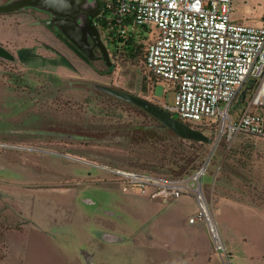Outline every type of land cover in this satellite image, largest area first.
Segmentation results:
<instances>
[{
    "label": "rangeland",
    "instance_id": "obj_1",
    "mask_svg": "<svg viewBox=\"0 0 264 264\" xmlns=\"http://www.w3.org/2000/svg\"><path fill=\"white\" fill-rule=\"evenodd\" d=\"M6 1L0 0V4ZM233 7L238 21L259 24L264 0H233ZM37 15L41 19L44 16ZM36 20L29 9L0 13V43L15 55L14 60L0 57V181L8 179L10 208L18 211L14 216L29 213L33 206L26 199L36 194L74 187L104 209L122 214L123 221L100 213L111 228L119 230L127 225L128 233H138L137 244L113 251L109 264H152L153 259H171L173 255L195 259L189 251L191 226L185 223L186 216L174 221L176 231L163 229L157 219H152L175 207L169 204L172 198L160 205L157 198L161 197L156 196L154 187L148 186L144 193L131 191L136 199L135 203H128L126 211L121 212L105 200L109 190L103 181L114 183L123 191L132 189H124L104 166L175 177L173 163L199 165L210 148L206 143H193L170 130L157 128V121L141 109L87 86L89 82H99L130 91L159 106H173L175 91L164 80L148 78L142 63L145 46L153 38L155 28L139 31L149 40L135 36L141 46L133 58L111 53L113 45L105 43L101 32L112 62L109 66L102 58L86 62L76 57L45 27L32 24ZM179 154L186 157L180 159ZM73 165L85 168L75 175L76 181H62L66 178L63 169L70 170ZM35 182L48 190L36 193L32 184ZM202 189L223 245L218 250L208 230L210 259H218L219 264H234L233 259H264V139L239 136L230 145L222 142L202 178ZM142 195L154 200L146 203L140 200L144 199ZM18 220L19 217L15 223ZM23 224L26 229L33 227L28 221ZM94 224L91 221L90 227L95 228ZM0 242L3 246L1 238ZM219 259L225 261L221 263ZM63 260V264L72 261ZM82 260L87 264L86 258ZM254 264L264 261L255 260Z\"/></svg>",
    "mask_w": 264,
    "mask_h": 264
},
{
    "label": "built area",
    "instance_id": "obj_2",
    "mask_svg": "<svg viewBox=\"0 0 264 264\" xmlns=\"http://www.w3.org/2000/svg\"><path fill=\"white\" fill-rule=\"evenodd\" d=\"M99 1L102 10L113 8L126 21L118 30L123 36L149 40L139 31L155 28L142 63L148 78L164 80L175 91L174 105L161 107L212 138L204 160L180 176L104 168L124 189L144 193L151 186L164 202L194 195L197 208L188 221H204L221 250L205 211L202 178L222 142L264 139V13L259 24H251L234 18L233 0Z\"/></svg>",
    "mask_w": 264,
    "mask_h": 264
},
{
    "label": "crops",
    "instance_id": "obj_3",
    "mask_svg": "<svg viewBox=\"0 0 264 264\" xmlns=\"http://www.w3.org/2000/svg\"><path fill=\"white\" fill-rule=\"evenodd\" d=\"M84 168L81 165H73L70 170L65 167L62 173L66 178L62 181L67 183L76 181L78 178L75 175H78L79 171ZM87 174L91 175V171ZM7 182V178L0 181V238L4 244L1 246L0 242V264H20L19 259H49L53 261L52 264H63V259H71L74 264H85L82 260L85 258L92 259L95 264H109L108 259L111 261L113 251H122L125 249L122 246H130L138 242V233H128L129 226H121L119 230L111 228L110 222L101 217L102 211L98 208L87 207L89 204L83 202L85 197L81 195V192L75 191L74 187H63L56 192L43 191L26 199L29 205L33 206L32 210L29 213H22L19 210L21 213H16L19 220L15 223L18 217L14 216V212L18 211L10 208L11 194ZM103 182L106 183L105 188L109 190V195L105 200L112 202L120 211L128 210L126 209L128 203H135L136 196L131 193L133 189L123 191L114 183ZM32 184H35L33 188L36 189V193L42 189L48 190L40 186V183ZM142 196L144 199L140 200L146 203L154 200L147 195ZM233 201L239 203V201ZM157 202L162 205L169 203V200L164 202L161 198H157ZM172 203L175 206L173 209L162 216L155 214L152 219H157L156 222L163 229L176 231L178 227L174 221H178L180 216H186L184 221L187 226H191L189 251L195 259H183L173 255L171 259H153L151 263L212 264L213 260H216L215 264H219L218 259H210L208 256V248L211 246L207 224L202 220H196L194 223L188 221L197 208L194 195H183L173 199L169 204ZM113 212L116 211L108 212L109 216L114 215ZM139 220L143 219L140 217ZM26 221L33 225L31 229L24 228L23 223ZM91 221L95 223V228L90 227ZM202 231L204 236H202ZM106 234L114 235L115 239L107 240L104 237ZM118 256L121 257V255ZM219 260L221 263L225 261V259ZM226 260L232 261V259ZM255 260L264 261V259H233V262L234 264H254ZM72 261L69 260L70 264H73Z\"/></svg>",
    "mask_w": 264,
    "mask_h": 264
},
{
    "label": "water",
    "instance_id": "obj_4",
    "mask_svg": "<svg viewBox=\"0 0 264 264\" xmlns=\"http://www.w3.org/2000/svg\"><path fill=\"white\" fill-rule=\"evenodd\" d=\"M28 7L51 12L52 17L56 16V13L63 16V19L54 23L74 43L75 49L81 52L86 60H91L96 58L92 49L97 46L100 50L99 58H102L107 65H111L108 48L94 20L102 10L99 0H8L0 4V12L19 11ZM88 36L93 40L90 46ZM0 57L7 60L15 59V55L1 43ZM87 86L141 109L157 121V128L170 130L179 138L206 144L212 142V138L202 130L190 126L177 116H173L170 111L135 93L99 82H89ZM244 93L245 91L242 96ZM104 237L107 240L115 239L111 234H106ZM86 260L89 264H95L92 259Z\"/></svg>",
    "mask_w": 264,
    "mask_h": 264
},
{
    "label": "trees",
    "instance_id": "obj_5",
    "mask_svg": "<svg viewBox=\"0 0 264 264\" xmlns=\"http://www.w3.org/2000/svg\"><path fill=\"white\" fill-rule=\"evenodd\" d=\"M95 22L102 32L103 40L105 41V43L107 45H113L111 53L125 54L129 58H133L138 54V47L141 46V43H137L135 36L131 35L130 32L125 36L120 34L118 30L120 26L126 23V21H123V19L118 16L113 8L104 7L102 12L95 18ZM111 68L112 67L108 68V70H111ZM179 156L180 159H184V157H186L185 155L183 157L182 154H179ZM196 166H198V164L192 167H188V164L184 165L179 162H175L173 163L172 167V172L174 173L172 175L176 176L185 174V171L187 169H194Z\"/></svg>",
    "mask_w": 264,
    "mask_h": 264
},
{
    "label": "flooded vegetation",
    "instance_id": "obj_6",
    "mask_svg": "<svg viewBox=\"0 0 264 264\" xmlns=\"http://www.w3.org/2000/svg\"><path fill=\"white\" fill-rule=\"evenodd\" d=\"M87 1V0H86ZM89 1V0H88ZM26 9H29L31 12H33V15H35L37 17L38 20H36L34 23L32 24H39V25H42L43 27H45L49 32L50 34L58 39L73 55H75L76 57L80 58V59H83L84 61H88L86 60L82 53L79 52L78 50L75 49V45L74 43L68 39L64 32L54 23L56 21L59 22V19H63V16L61 15H58L56 13V16L52 17V13L51 12H48V11H45V10H39V9H36V8H32V7H28ZM25 9V10H26ZM20 11V10H19ZM17 11H10V12H0V13H16ZM37 13H42L44 14V16L42 17V19L37 15ZM97 17V16H96ZM95 17V18H96ZM94 18V20H95ZM51 20L49 23H47V21ZM96 23V22H95ZM88 45L90 46L92 43H93V40L91 39L90 36H88ZM93 54L96 58L94 59H91V60H99L101 58H99V53H100V50L97 46H95L93 49ZM63 155V154H62ZM103 170V169H102ZM104 180V179H103ZM101 180V181H103ZM88 200V201H87ZM87 201V202H86ZM83 202L86 203V204H89V205H92L93 208H98L102 211L103 214H106L109 216V213L108 212H111L112 210H108V209H104L101 205V203H96L94 200H92L91 198H84L83 199ZM114 213V212H113ZM112 213V214H113ZM111 216H114L116 219H119V220H122L123 221V216L122 214L120 213H114V215H111Z\"/></svg>",
    "mask_w": 264,
    "mask_h": 264
},
{
    "label": "bare ground",
    "instance_id": "obj_7",
    "mask_svg": "<svg viewBox=\"0 0 264 264\" xmlns=\"http://www.w3.org/2000/svg\"><path fill=\"white\" fill-rule=\"evenodd\" d=\"M205 211H206V213L209 215V213H208V209H207L206 205H205ZM210 219H211V218H210ZM210 223H212V224H213V221H212V219H211Z\"/></svg>",
    "mask_w": 264,
    "mask_h": 264
}]
</instances>
